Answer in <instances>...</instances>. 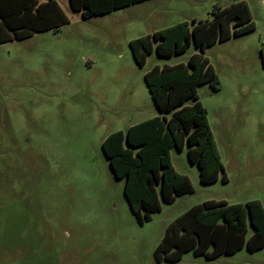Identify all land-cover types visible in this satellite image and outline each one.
<instances>
[{"label":"rangeland","instance_id":"rangeland-1","mask_svg":"<svg viewBox=\"0 0 264 264\" xmlns=\"http://www.w3.org/2000/svg\"><path fill=\"white\" fill-rule=\"evenodd\" d=\"M44 1V0H41ZM69 24L0 45V264H264V248L208 260L192 251L157 261L167 227L206 201L264 208V0H146L88 19L56 0ZM248 4L256 29L207 47L219 90L198 87L228 182L202 184L187 147L171 150L194 192L141 225L102 150L112 133L160 113L145 81L154 67L187 64L194 43L141 67L130 43L188 22L215 6ZM188 100L186 105H191ZM253 234L249 225L247 238Z\"/></svg>","mask_w":264,"mask_h":264},{"label":"trees","instance_id":"trees-1","mask_svg":"<svg viewBox=\"0 0 264 264\" xmlns=\"http://www.w3.org/2000/svg\"><path fill=\"white\" fill-rule=\"evenodd\" d=\"M146 0H69L75 12L88 19ZM70 19L56 0H0V45L20 41L36 33L59 31ZM182 22L175 26L131 41L137 63L143 67L154 50L162 58L187 51L192 43L201 52L190 56L187 64L154 67L145 74L149 92L160 113L131 126L127 131L110 134L102 143L116 178L124 179V194L141 225L162 210V203L172 204L177 197L191 194V179L177 172L171 150L183 151L199 167L200 181L208 185L228 182L221 155L199 100L198 87L210 84L219 90V77L204 55L207 47L219 41L250 33L256 29L251 10L244 1L228 7L215 6L212 19ZM193 100L191 105H186ZM253 234L248 239V226ZM246 247L249 252L264 248V208L260 201L229 204L206 201L187 210L173 221L155 249L157 261L178 263L185 253L208 260L233 255Z\"/></svg>","mask_w":264,"mask_h":264}]
</instances>
